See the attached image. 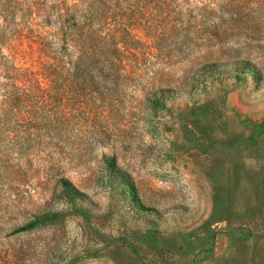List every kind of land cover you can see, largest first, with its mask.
<instances>
[{"label": "rangeland", "instance_id": "374dc122", "mask_svg": "<svg viewBox=\"0 0 264 264\" xmlns=\"http://www.w3.org/2000/svg\"><path fill=\"white\" fill-rule=\"evenodd\" d=\"M0 264H264V0H0Z\"/></svg>", "mask_w": 264, "mask_h": 264}, {"label": "trees", "instance_id": "16d2710c", "mask_svg": "<svg viewBox=\"0 0 264 264\" xmlns=\"http://www.w3.org/2000/svg\"><path fill=\"white\" fill-rule=\"evenodd\" d=\"M81 30L84 31V36H83V41L84 42L82 43V45L80 47L81 48L80 52H82V50H84V49H86V50L87 49H91V44L95 40L94 34L97 32V29H91L90 26H88V27L81 26L79 28V31H81ZM61 182H63L64 184H67L66 179H62Z\"/></svg>", "mask_w": 264, "mask_h": 264}]
</instances>
